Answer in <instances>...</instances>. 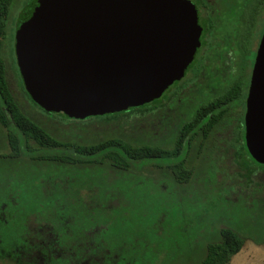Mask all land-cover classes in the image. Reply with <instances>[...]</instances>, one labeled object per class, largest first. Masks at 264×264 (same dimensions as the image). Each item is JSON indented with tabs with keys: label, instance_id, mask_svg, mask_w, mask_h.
<instances>
[{
	"label": "flooded vegetation",
	"instance_id": "obj_1",
	"mask_svg": "<svg viewBox=\"0 0 264 264\" xmlns=\"http://www.w3.org/2000/svg\"><path fill=\"white\" fill-rule=\"evenodd\" d=\"M190 1L201 27L199 45L183 75L144 106V113L160 119L143 130L142 138H87L85 130L60 134L28 110L27 116L52 141L38 142L16 123H0L7 145L0 149L3 259L14 264H156L158 255L148 254L150 239L123 231L134 211L133 189L150 192V186L158 184L178 197L195 189L192 180L197 173H230L222 166L225 162L241 173L264 171L251 162L245 137L246 100L264 27L255 38L253 26L248 37L243 0ZM1 110L10 114L5 107ZM111 138L116 141L108 143ZM141 145L142 156L128 147ZM17 160L52 164V169L14 173ZM136 162L143 167L131 169ZM106 165L112 169H100ZM179 173H187L186 178ZM173 209L178 212L181 206ZM198 210L189 212L198 213L197 220ZM190 214L182 217L188 223L181 228L187 238L193 233Z\"/></svg>",
	"mask_w": 264,
	"mask_h": 264
},
{
	"label": "water",
	"instance_id": "obj_2",
	"mask_svg": "<svg viewBox=\"0 0 264 264\" xmlns=\"http://www.w3.org/2000/svg\"><path fill=\"white\" fill-rule=\"evenodd\" d=\"M200 32L190 0H35L18 20L15 57L37 105L85 119L158 98L183 75ZM246 106V148L264 164V29Z\"/></svg>",
	"mask_w": 264,
	"mask_h": 264
},
{
	"label": "rangeland",
	"instance_id": "obj_3",
	"mask_svg": "<svg viewBox=\"0 0 264 264\" xmlns=\"http://www.w3.org/2000/svg\"><path fill=\"white\" fill-rule=\"evenodd\" d=\"M32 1H11L2 38V54L7 63L10 85L20 104L26 110L41 115L42 117L37 116L38 121L51 124L60 134L64 131L74 135L85 130L88 131L87 138L100 136L103 139L112 136L142 138L143 130L157 122L159 116L144 112L129 115L132 112L129 108L112 116L98 115L73 119L61 112H47L29 101L19 85L13 50L18 20ZM208 1L214 3L216 0ZM263 27L264 6L254 15L255 38L259 37ZM6 147L5 133L0 125V149ZM1 164L0 160V166ZM15 164L17 166L14 173L21 174L32 173L31 170L34 173H47L52 169V164L40 166L33 165L35 163L31 161L17 160ZM222 166L228 168L230 173H197L192 180L195 189L178 197L159 188L158 184L155 188L150 186V192H146L147 188L133 189L134 211L129 212V219L125 220L123 228L125 235L147 236L152 243L148 252L149 258L158 255L156 264H198L205 255L206 245L220 239V229L231 228L244 239V244L231 258L229 264H264V171L241 173L232 162H225ZM142 167V162H136L131 169ZM100 169L112 168L106 165ZM150 169L155 168L151 166ZM26 176L31 177L29 174ZM159 176L157 174V177ZM174 205L181 206V210L176 212L173 209ZM194 208L199 209L198 220V213H189ZM187 214L194 220L193 227L189 228L193 233L188 238L181 232V228L183 230L187 223V220L182 221V217ZM156 224L161 227H157Z\"/></svg>",
	"mask_w": 264,
	"mask_h": 264
},
{
	"label": "trees",
	"instance_id": "obj_4",
	"mask_svg": "<svg viewBox=\"0 0 264 264\" xmlns=\"http://www.w3.org/2000/svg\"><path fill=\"white\" fill-rule=\"evenodd\" d=\"M11 1L12 0H0V123L2 125H6L9 122H14L19 126L21 131L28 138L31 137L38 142L52 141V137L48 135L42 127H40L36 122H34L30 117L27 116L25 107L20 104L16 96L13 94L10 85L7 63L2 54V38L5 34L6 16L8 14ZM34 1L35 0H33L32 2ZM243 2V4H245V9L247 12V35L249 37L250 30L254 26V15H256L261 7L264 6V0H243ZM13 56L15 55L13 54ZM14 62L16 66L17 78L21 89L34 106L41 108L31 99L29 94L26 92L15 57ZM144 106H146V103L137 107H130V110L132 112H130L129 115H136L140 112L142 113ZM1 107H5L10 112V114L6 116L5 112L1 110ZM122 112L123 111L105 115L112 116ZM63 115L66 116L65 114ZM10 138L16 139L14 135H10ZM115 141L116 140L111 138L108 139L107 142L110 143ZM12 145L15 149L17 148L16 144ZM122 145L124 146L125 144L122 143ZM128 147L129 149H131L132 154H138V156H142L144 153V146L142 145ZM251 162L264 167V164L261 165L254 160H252ZM179 176L181 179H185L187 173H179ZM219 233L220 239L216 242H210L206 245L205 255L198 264H229L231 258L240 251L244 244V239L236 231L231 228H221Z\"/></svg>",
	"mask_w": 264,
	"mask_h": 264
},
{
	"label": "clouds",
	"instance_id": "obj_5",
	"mask_svg": "<svg viewBox=\"0 0 264 264\" xmlns=\"http://www.w3.org/2000/svg\"><path fill=\"white\" fill-rule=\"evenodd\" d=\"M13 257L15 258V253H13ZM0 264H14L13 260H5L2 255H0Z\"/></svg>",
	"mask_w": 264,
	"mask_h": 264
}]
</instances>
